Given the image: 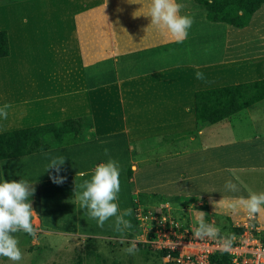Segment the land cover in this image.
<instances>
[{"label":"crops","instance_id":"1","mask_svg":"<svg viewBox=\"0 0 264 264\" xmlns=\"http://www.w3.org/2000/svg\"><path fill=\"white\" fill-rule=\"evenodd\" d=\"M106 2L0 0V31L7 32L11 49L9 57L0 59V108L10 105L7 119L0 117V134L94 117L99 134L118 136L111 144L102 137L0 161V182L27 179L35 186L31 202L37 213L34 223L37 220L40 228V213L46 212L38 210L40 199L42 208L52 206L58 192L66 206L62 195H74L75 183L79 185L91 178L95 158L98 165L106 163L113 160L116 149H125L124 134L139 143L193 132L197 129L192 111L196 92L264 79V5L245 29L209 24L208 32L226 26L235 31L230 35L235 33L245 39L246 61L227 64L226 54L203 51L206 42L199 33L206 30L205 25L195 28L193 23L187 39L177 43L155 26L145 31L151 24V18L146 16L150 0H108L105 8ZM177 2L183 5L181 15L195 20L204 14L198 10L201 8L196 0ZM141 8L136 14L139 17H134ZM163 50L170 52L166 55L173 59L166 65L157 62L159 57L165 60ZM232 57L240 58L237 54ZM242 64L243 71H239ZM106 69L115 73L114 80L101 78ZM197 72L203 73L204 78L197 79ZM121 105L126 111L120 121ZM246 110L241 119L210 122L193 140L176 143L186 142V147L165 162L155 161L146 176L143 167L138 168L134 183L135 194H142L140 204L153 208L166 204L180 212L189 204L202 205L199 208L203 210L205 206L209 208L207 202L219 203L225 197V204L217 208L222 217L231 218L234 225L246 221L245 213L234 211L229 204L239 196L247 197L249 192L260 193L254 190L253 183L264 188V101ZM204 137H210L209 141L202 143ZM195 139H200L199 145L192 144ZM90 143L97 144L96 153L88 157ZM106 144L112 155L98 150L99 145ZM60 155L67 158L60 173L53 169L46 172L50 158ZM66 165L70 169H65ZM79 171L88 175L79 177ZM54 175L71 181L55 184L50 178ZM229 179L238 184V193L224 190ZM51 184L55 195L48 198L45 189ZM187 196L196 202H189ZM182 197L186 200L181 201ZM71 205L77 217L86 214L76 199ZM203 211L212 213L209 209ZM257 221L264 230V219Z\"/></svg>","mask_w":264,"mask_h":264},{"label":"rangeland","instance_id":"2","mask_svg":"<svg viewBox=\"0 0 264 264\" xmlns=\"http://www.w3.org/2000/svg\"><path fill=\"white\" fill-rule=\"evenodd\" d=\"M200 8L202 9L198 10L201 12L203 11L204 14L202 16H200L201 14L198 15L200 17H197L194 20V27L200 28L202 25H205L206 30L202 32L200 31L199 33V38H203L206 42L203 50L205 54H207L206 51L208 53H211L212 50H214V52H217L218 54L224 53L226 54L225 61L227 64L238 61V63L246 61L247 58L244 57L246 54V52L244 53L246 49V42L244 37L241 39L239 35L235 33L230 35L231 32L235 31L231 28H226V26L216 27L217 29L214 31V33L208 32L207 29L209 24H215H211V22L207 20V17H205L206 12L203 10V7L200 6ZM196 38L197 37H195L194 40H196ZM194 49L198 48L194 47ZM162 52L165 54V60L163 58L160 59L159 57L157 58V62L166 65L170 60L173 59L171 58V55H168V57L166 55L170 54V52H166L165 50H163ZM235 54H237V57H242V59L239 60V58L233 60L235 57L232 56H234ZM183 58L186 57H184L183 55ZM210 62H212V60ZM173 64H175V62ZM238 68L239 71H243V64ZM101 76V78H105L107 81H110L111 79L114 80L116 78L115 73H113L112 75L108 69H106L105 73ZM124 111L126 110H124V107H122L121 105V110L118 113L120 117V119H118L120 121L123 120V116H125ZM244 115L245 110H240L237 103H232L229 108L216 111L211 116V121H209L218 123L225 121V123H229L230 121H235L237 119L243 118ZM92 120L94 123L96 140H101L103 137L105 138L104 140H108L109 144H111L113 138H115V140H118L117 134H99L94 117L92 118ZM218 130L222 132L220 128ZM111 132L115 131L111 130ZM186 133H179L178 135L174 134L175 137L174 135H170L167 137H155L152 138L153 140L145 139V141H141L139 143L130 141L127 138L126 134H124L127 141L125 149L121 148L116 149L117 151H114L115 154L113 160L118 161L120 165L121 191L119 193L118 203L121 210L127 208H132L133 210V214L129 219H131L134 227L126 234L127 239L125 243H120L119 233H116L114 231V224L112 220H109L105 223L103 228H100L97 226V222L93 219H90L87 214L81 217H77L74 213L75 207L71 205V203L75 200V194L62 195L63 200L66 203L65 206V204L61 200L60 194H58L57 192L54 198V202L56 203L52 206L42 208V202L40 199V207H38V210L39 212H42L44 209L46 212L40 213L41 219L43 221V228L38 227L37 225H39V222L35 220L36 222L34 223V228L36 230V236L33 237L24 232L15 234L16 238L19 241L18 246L23 252V259L18 262V264H165L164 260L159 258V256L156 254V251L148 249L147 247L143 246V244H141L148 241V233L144 232V229H140V231L138 232L137 229V221L135 219V201L137 199L141 200L142 194H135L136 188L134 183V174L138 168L141 169L143 167V176H146L150 172V165H155V161H158V163L165 162L167 161V159H169V157L176 156L175 154L180 149H184V147H186V142L181 143L180 145L176 143L182 142L184 140H193V138L195 137V135L190 136ZM223 138H226V136ZM209 139L210 137H207L206 139L204 137L202 139V143L204 141L208 142ZM199 142L200 139H195V142L192 144L199 145ZM96 145L97 144L92 143L87 145L88 153H85H87L88 155L86 156L89 157L93 156V154L95 155L96 152L94 148ZM107 145L108 144H106V147L99 145L100 148L98 150L100 152L105 151V149L108 150L109 148H107ZM91 150L93 152L90 153ZM179 153L181 152L179 151ZM108 154L112 155L111 149L108 150ZM96 161L97 159L95 158L92 167L93 170L95 166H98V163H96ZM65 169H70L69 165H66ZM147 169H149V171H146ZM129 170L132 171L131 176L129 175ZM53 171H55V169H53ZM164 177L165 176H162V178ZM143 180H145L144 177ZM65 181H71V178ZM253 186L254 190L258 192H264V188H258L254 183ZM52 189H54V184H51L47 187V189H45V191L47 192L46 197L49 198L52 193L53 195H55L54 191H52L51 193ZM187 199L190 200L189 202L191 203L196 202L191 201L193 200L191 196H187ZM183 200L186 199L182 197L181 201ZM207 204H210L209 208L205 206L203 207V210L209 209V211L212 212L210 216L213 215L214 218L217 219L220 223L225 222L224 217L226 218V216L222 217L223 213H219L217 209L213 207L210 201L207 202ZM199 207L202 208V205H200ZM199 207L198 211L204 212ZM191 209H194L191 204L187 205L186 210ZM244 222L245 221H242L241 224ZM135 236H142L143 241L137 242V248L139 250L134 255H129L124 251V249L130 246L128 241L133 240ZM139 244H141V246H139ZM0 264H13V262L9 261L7 258L0 257Z\"/></svg>","mask_w":264,"mask_h":264},{"label":"clouds","instance_id":"3","mask_svg":"<svg viewBox=\"0 0 264 264\" xmlns=\"http://www.w3.org/2000/svg\"><path fill=\"white\" fill-rule=\"evenodd\" d=\"M211 2L212 0H209V3ZM107 3L108 0L105 8ZM142 8L134 13V17H139L136 14ZM182 8L183 5L177 0H150L146 16L151 18V24L145 31L147 32L149 28L155 26L175 42L182 43L187 39L189 30L194 23L192 17L180 14ZM196 78L203 79V73L197 72ZM9 107L10 105L5 104L0 108V117L7 119ZM105 154H108L107 149H105ZM66 159L63 155L51 157L46 166V172L55 169L56 173L59 174ZM87 175L83 171L77 173L79 177ZM50 178L55 184H63L66 179V177L59 175ZM236 179L238 180V177ZM224 190L230 193H238L240 188L237 183L229 179L224 184ZM120 191V165L118 161L112 159L95 166L90 179H85L79 185L75 183V199L80 208L86 210L87 216L95 220L100 228L112 220L114 231L119 233L120 243L123 244L127 239L126 234L134 226L129 219L133 214L132 208L121 210L119 206ZM34 193L35 186L27 179L0 182V257L7 258L13 264H18L23 259V252L18 246L19 241L15 234L24 232L30 236H36L34 217L37 216V213L31 202ZM225 199L223 197L219 203L210 202L217 209L225 204ZM192 207L195 209L194 206ZM229 207L234 211H242L249 220L264 219V192H249L247 197L239 196L229 204ZM206 216L205 212L195 209L193 213V237L201 241L205 239L215 241L216 246L221 251L231 252L238 239L237 235L235 233L221 234V229L214 222H207ZM142 241V236H135L133 240L128 241L130 246L124 251L129 255H134L139 250L137 242ZM243 243H247V241H243ZM169 259L170 257H164L165 264Z\"/></svg>","mask_w":264,"mask_h":264},{"label":"trees","instance_id":"4","mask_svg":"<svg viewBox=\"0 0 264 264\" xmlns=\"http://www.w3.org/2000/svg\"><path fill=\"white\" fill-rule=\"evenodd\" d=\"M196 2L203 7L209 22L226 24L237 29L247 28L255 14L264 5V0H212L211 3L209 0H196ZM10 55L8 34L5 31H0V59ZM262 101H264V79L198 91L195 94V105L192 109L197 129L186 134L199 136V132L209 126L210 117L220 109L229 108L232 103H237L240 110H246ZM94 140H96V136L92 117L69 119L6 132L0 134V161L31 156ZM129 175H132L131 170H129ZM224 220L223 223L217 220L221 234H225L228 229L231 233L234 231L243 232L242 228L234 226L229 217H224ZM141 244L156 251L161 259L166 255L165 251L156 250L150 244ZM212 261L215 264H229L230 258L226 254H221L214 256Z\"/></svg>","mask_w":264,"mask_h":264},{"label":"built area","instance_id":"5","mask_svg":"<svg viewBox=\"0 0 264 264\" xmlns=\"http://www.w3.org/2000/svg\"><path fill=\"white\" fill-rule=\"evenodd\" d=\"M135 205L138 232L144 229V232L148 233V241L145 243L156 250L166 252L165 257H170L167 264H215L212 258L221 254L228 255L229 264H264V230L257 219L247 218L244 223L234 225L236 228H242L243 232H232L238 239L231 252H223L216 246L215 241H201L193 237V213L195 209L198 211L199 206L193 211L179 212L166 204L153 208L141 205L136 200ZM206 220L219 227L214 216L207 215ZM226 233H231L230 229Z\"/></svg>","mask_w":264,"mask_h":264}]
</instances>
